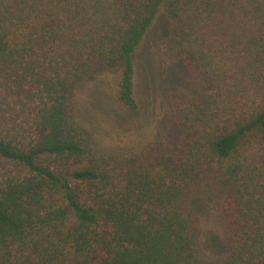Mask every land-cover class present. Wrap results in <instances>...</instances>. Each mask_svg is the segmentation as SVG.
I'll list each match as a JSON object with an SVG mask.
<instances>
[{
	"label": "trees",
	"instance_id": "1",
	"mask_svg": "<svg viewBox=\"0 0 264 264\" xmlns=\"http://www.w3.org/2000/svg\"><path fill=\"white\" fill-rule=\"evenodd\" d=\"M160 18L192 77L166 129L108 148L77 92L118 74L134 123ZM197 200L222 205L216 257ZM0 264H264V0H0Z\"/></svg>",
	"mask_w": 264,
	"mask_h": 264
},
{
	"label": "rangeland",
	"instance_id": "2",
	"mask_svg": "<svg viewBox=\"0 0 264 264\" xmlns=\"http://www.w3.org/2000/svg\"><path fill=\"white\" fill-rule=\"evenodd\" d=\"M165 24L160 20L152 28L138 67V96L143 112L135 122L123 125L125 108L118 101L116 73L88 82L76 95L81 120L86 121L99 141L108 148L122 150L153 139L168 126V107L164 98L169 88L187 82L192 72L186 61L171 52L165 42ZM193 206L200 218L202 246L216 257L224 251L229 237L228 225L217 200H197Z\"/></svg>",
	"mask_w": 264,
	"mask_h": 264
}]
</instances>
